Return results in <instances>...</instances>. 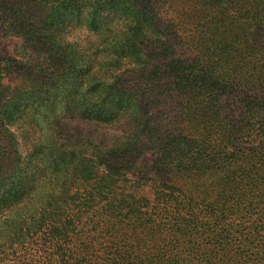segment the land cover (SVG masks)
<instances>
[{
  "label": "trees",
  "instance_id": "trees-1",
  "mask_svg": "<svg viewBox=\"0 0 264 264\" xmlns=\"http://www.w3.org/2000/svg\"><path fill=\"white\" fill-rule=\"evenodd\" d=\"M0 264H264V0H0Z\"/></svg>",
  "mask_w": 264,
  "mask_h": 264
},
{
  "label": "rangeland",
  "instance_id": "rangeland-1",
  "mask_svg": "<svg viewBox=\"0 0 264 264\" xmlns=\"http://www.w3.org/2000/svg\"><path fill=\"white\" fill-rule=\"evenodd\" d=\"M19 43L20 41L13 37H0V66L6 69L7 74L3 78V86L6 88H13L17 85L23 75L19 67L25 64V60L17 54ZM1 157L2 152L0 151V160ZM3 219L4 216L0 215V224L3 223ZM2 237L1 234L0 239Z\"/></svg>",
  "mask_w": 264,
  "mask_h": 264
}]
</instances>
